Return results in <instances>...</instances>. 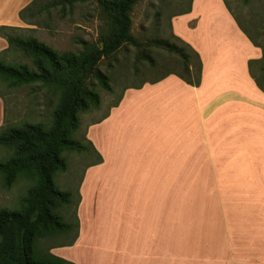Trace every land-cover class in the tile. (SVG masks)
I'll return each mask as SVG.
<instances>
[{"label": "crops", "instance_id": "0c3cea01", "mask_svg": "<svg viewBox=\"0 0 264 264\" xmlns=\"http://www.w3.org/2000/svg\"><path fill=\"white\" fill-rule=\"evenodd\" d=\"M31 1L0 0V26L23 27ZM170 24L198 52L200 84L170 74L126 88L87 125L101 161L78 186L77 237L51 249L75 264H264V92L248 70L261 49L223 0H191ZM7 47L0 36V53ZM4 106L0 96V125ZM200 207L208 212L184 251L185 208Z\"/></svg>", "mask_w": 264, "mask_h": 264}, {"label": "trees", "instance_id": "16d2710c", "mask_svg": "<svg viewBox=\"0 0 264 264\" xmlns=\"http://www.w3.org/2000/svg\"><path fill=\"white\" fill-rule=\"evenodd\" d=\"M56 1L32 0L19 11V16L24 20V12L28 11L32 17L41 9L47 11L54 3L60 4L64 15L66 6L71 11L75 3L87 0ZM95 1L102 16L99 43L79 40L80 49L77 51H58L36 37L13 34L15 27L0 26V36L8 44L5 50L11 47L18 49L31 58L32 64V67L25 62L9 64L0 57V79L10 87L40 84L56 96L48 123L25 121L17 126H0V147L10 151L4 157L6 159L0 161V185L10 188L18 179L29 183L19 198L18 209L0 207V264H75L55 255L51 249L70 245L77 237L80 194L76 192L72 222L62 211L72 202V193L59 189L54 178L66 169L64 152H82L89 148L97 155V161H101V156L85 135L86 144L74 134L79 127V114L92 107L97 108L101 103L100 94L93 85L96 83L103 90L111 91L109 75L100 69L103 60L115 57L121 47L129 44L137 48L138 58L148 62L151 68L159 69L162 65L156 60V54L163 51L177 57L180 69L166 71L155 79L127 88H140L146 82L155 83L170 74L188 85L200 84L202 61L198 52L172 30V40L152 37L141 41L132 35L131 12L138 0ZM223 2L233 16L226 0ZM190 3L191 0L185 9L172 16L189 11ZM233 18L252 44L259 47ZM262 59L264 54L260 58L249 59L248 70L257 87L264 92V65L259 67L258 75L253 70V66L261 63ZM121 96L111 106H116ZM72 229L75 230L73 237L66 240ZM57 234L65 235V240L48 247L40 244L41 239Z\"/></svg>", "mask_w": 264, "mask_h": 264}, {"label": "rangeland", "instance_id": "374dc122", "mask_svg": "<svg viewBox=\"0 0 264 264\" xmlns=\"http://www.w3.org/2000/svg\"><path fill=\"white\" fill-rule=\"evenodd\" d=\"M47 1L49 0H39V2ZM53 1L57 2L50 0V2ZM226 2L239 24L259 45L262 56L264 54V0H226ZM188 3L189 0H138L131 12L132 35L141 41L152 37H166L172 40L171 16L185 9ZM64 13L62 15L58 3L50 5L47 11L41 9L32 17L26 11L24 20L22 19L24 26L13 30L12 33L22 37H36L58 51L79 50V40L93 44L99 43L98 33L102 26V16L101 9L95 0L77 2L71 11L66 6ZM137 53L135 46L126 44L118 50L115 57L101 62L100 69L109 75L111 91L103 90L96 83L93 85L100 94L101 103L97 108L92 107L79 114V127L74 136L82 143L86 144L84 135L87 125L103 116L127 87L155 79L166 71L180 69L177 57L166 52L159 51L156 54V60L162 65L159 69L151 68L148 62L137 57ZM0 57L9 64L25 62L32 67L31 58L14 47L1 52ZM261 65H264L263 59L261 63L253 66L255 74H259ZM0 96L5 105L2 127L17 126L25 121L48 123L56 104L54 92L40 84L10 87L0 79ZM9 153V149L0 147V161L5 160L4 157ZM63 155L66 158V169L57 173L54 182L59 189L72 193V202L63 207L62 211L66 218L74 222L73 212L80 180L87 165L97 160V155L89 148L82 152H64ZM28 185L29 183L23 179H18L10 188L0 185V207L18 209L19 198ZM191 199L185 198L189 202ZM196 199L202 202L207 200V197ZM87 209L88 225L92 231H95L99 221L92 196L88 201ZM186 211L188 210L185 208L184 251H191V242L208 210L206 207H200L193 208L191 213ZM195 228H197L196 231ZM74 232L75 230L72 229L66 240L71 239ZM64 238H66L65 235L57 234L55 237L41 239L40 244L48 247L64 241Z\"/></svg>", "mask_w": 264, "mask_h": 264}]
</instances>
